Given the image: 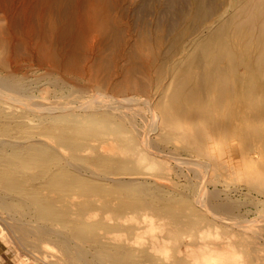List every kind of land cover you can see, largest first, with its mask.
Returning a JSON list of instances; mask_svg holds the SVG:
<instances>
[{"label":"rangeland","instance_id":"obj_1","mask_svg":"<svg viewBox=\"0 0 264 264\" xmlns=\"http://www.w3.org/2000/svg\"><path fill=\"white\" fill-rule=\"evenodd\" d=\"M171 2L91 72L0 21V264H264V6Z\"/></svg>","mask_w":264,"mask_h":264},{"label":"bare ground","instance_id":"obj_2","mask_svg":"<svg viewBox=\"0 0 264 264\" xmlns=\"http://www.w3.org/2000/svg\"><path fill=\"white\" fill-rule=\"evenodd\" d=\"M123 1L125 0H0V21H3L6 26L4 36H8V42L11 44L9 46L12 58H20L22 62L32 63L38 68L46 67L61 73L66 69L72 70L74 73L91 72L94 70L96 62L93 64L92 60L103 55L108 47L106 43L108 39H111L112 42L117 41L116 48H112L115 50L116 56H119L133 47L131 44V41H134L133 38H147V31L133 29L134 24L145 21L146 6L136 5L137 0H126L127 5L124 6L122 5ZM173 1H176L171 2L176 4L175 8L182 12V15L178 16L180 21L187 17L184 13L187 10L217 8L222 5L231 8L241 4L249 7L256 6V4L261 8L264 6V0ZM245 16L247 15L245 14ZM211 17H213L212 14ZM216 18L217 22L220 17ZM211 19L214 20V17ZM0 31L4 30L0 29ZM14 43L20 47L18 49L21 50L20 55L18 53L16 55V47L12 49ZM13 159L11 158L12 161H16L18 157ZM17 161L19 162V160ZM25 161L28 162V159ZM16 162L15 165H17ZM1 163L3 162L1 161ZM21 165L20 167H22ZM27 165L32 171L37 164L31 161ZM0 170L2 169L0 168ZM11 170L7 171L12 172L11 175H13L14 172ZM26 170L28 171V169ZM18 175L20 174L18 173ZM40 176L45 175L40 174ZM5 178H0V181L6 182ZM47 181L51 182L49 179Z\"/></svg>","mask_w":264,"mask_h":264}]
</instances>
